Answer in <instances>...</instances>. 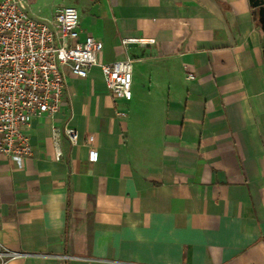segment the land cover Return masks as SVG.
I'll return each instance as SVG.
<instances>
[{"label":"crops","instance_id":"crops-1","mask_svg":"<svg viewBox=\"0 0 264 264\" xmlns=\"http://www.w3.org/2000/svg\"><path fill=\"white\" fill-rule=\"evenodd\" d=\"M67 6L102 63L133 60V97L114 100L97 67L67 69L71 100L27 129L33 155L0 154V243L26 254L8 264H264L259 9L29 0L44 19Z\"/></svg>","mask_w":264,"mask_h":264},{"label":"built area","instance_id":"built-area-1","mask_svg":"<svg viewBox=\"0 0 264 264\" xmlns=\"http://www.w3.org/2000/svg\"><path fill=\"white\" fill-rule=\"evenodd\" d=\"M103 49L93 37L81 39L75 7L44 19L29 12V0H0V154L18 167L33 155L27 129L36 120H54L65 98L71 100L67 69L87 78L97 67L114 100H132L133 60L102 63ZM65 133L73 146L79 143L77 131ZM25 256L0 243V264Z\"/></svg>","mask_w":264,"mask_h":264},{"label":"water","instance_id":"water-1","mask_svg":"<svg viewBox=\"0 0 264 264\" xmlns=\"http://www.w3.org/2000/svg\"><path fill=\"white\" fill-rule=\"evenodd\" d=\"M249 3L253 9H259L260 20H261L264 17V1L263 0H249Z\"/></svg>","mask_w":264,"mask_h":264},{"label":"flooded vegetation","instance_id":"flooded-vegetation-1","mask_svg":"<svg viewBox=\"0 0 264 264\" xmlns=\"http://www.w3.org/2000/svg\"><path fill=\"white\" fill-rule=\"evenodd\" d=\"M259 19H260V14H259ZM260 22L262 23L264 29V17L260 20Z\"/></svg>","mask_w":264,"mask_h":264}]
</instances>
